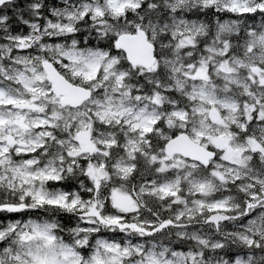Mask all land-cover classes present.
Returning a JSON list of instances; mask_svg holds the SVG:
<instances>
[{
    "label": "snow or ice",
    "instance_id": "snow-or-ice-1",
    "mask_svg": "<svg viewBox=\"0 0 264 264\" xmlns=\"http://www.w3.org/2000/svg\"><path fill=\"white\" fill-rule=\"evenodd\" d=\"M0 264H264V0H0Z\"/></svg>",
    "mask_w": 264,
    "mask_h": 264
}]
</instances>
